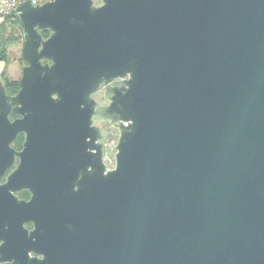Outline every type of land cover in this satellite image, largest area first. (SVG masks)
I'll return each instance as SVG.
<instances>
[{
  "label": "water",
  "instance_id": "obj_1",
  "mask_svg": "<svg viewBox=\"0 0 264 264\" xmlns=\"http://www.w3.org/2000/svg\"><path fill=\"white\" fill-rule=\"evenodd\" d=\"M99 1L16 9L0 161L24 134L11 182L33 168L55 233L24 264H264V0ZM96 118L119 132L110 170Z\"/></svg>",
  "mask_w": 264,
  "mask_h": 264
},
{
  "label": "flooded vegetation",
  "instance_id": "obj_2",
  "mask_svg": "<svg viewBox=\"0 0 264 264\" xmlns=\"http://www.w3.org/2000/svg\"><path fill=\"white\" fill-rule=\"evenodd\" d=\"M94 1L97 7L102 6L101 1ZM100 93L104 97V92ZM105 101L106 103L101 106L108 105L109 102L106 99ZM20 118L15 114L9 116L11 121ZM97 122L110 125L109 122L96 118V126H98ZM98 127L104 137V163L110 170L114 165L109 166L106 163V144L109 139L103 129ZM20 139L22 141L19 142ZM24 144L25 135H18L10 144L14 157L0 161V264H24L34 260H45L51 242L55 239V233L53 234L49 221L50 204L47 197L49 190L45 183H35L33 168L28 173L27 183L13 184L11 182L13 175L20 169L22 160L17 154L24 150ZM91 153L92 160L96 159V152ZM87 172L94 173L92 166L88 167ZM40 195H42V201L36 198Z\"/></svg>",
  "mask_w": 264,
  "mask_h": 264
},
{
  "label": "rangeland",
  "instance_id": "obj_3",
  "mask_svg": "<svg viewBox=\"0 0 264 264\" xmlns=\"http://www.w3.org/2000/svg\"><path fill=\"white\" fill-rule=\"evenodd\" d=\"M23 37L21 35V24L17 19L13 18L4 24V31L2 33V45H0V55L4 58L6 64L5 71L1 77L0 82L5 85L6 81L18 83V88L12 91H7L8 95L15 96L19 92V82L22 78L23 69L27 65L22 59ZM99 105L106 103L103 94L94 95ZM104 133L106 134V163L113 166L115 163L116 145L118 142L119 132L110 125H103L97 122Z\"/></svg>",
  "mask_w": 264,
  "mask_h": 264
},
{
  "label": "built area",
  "instance_id": "obj_4",
  "mask_svg": "<svg viewBox=\"0 0 264 264\" xmlns=\"http://www.w3.org/2000/svg\"><path fill=\"white\" fill-rule=\"evenodd\" d=\"M27 0H3L0 2V19L5 20L8 17L16 15V9ZM55 0H31L34 6H41Z\"/></svg>",
  "mask_w": 264,
  "mask_h": 264
},
{
  "label": "trees",
  "instance_id": "obj_5",
  "mask_svg": "<svg viewBox=\"0 0 264 264\" xmlns=\"http://www.w3.org/2000/svg\"><path fill=\"white\" fill-rule=\"evenodd\" d=\"M17 19V21L20 23V21L18 20L17 16H14V17H8L6 18L4 21H3V29H2V33L4 31V24L6 23V21L10 20V19ZM43 36L45 38H48L50 36V33L47 31V32H43ZM0 45H2V38H1V42H0ZM0 61L1 62H4V58L2 57V55H0ZM5 88H6V91H12L14 89H17L18 88V83H15V82H9V80L6 81V84L4 85ZM22 141L21 139L19 140V142Z\"/></svg>",
  "mask_w": 264,
  "mask_h": 264
},
{
  "label": "crops",
  "instance_id": "obj_6",
  "mask_svg": "<svg viewBox=\"0 0 264 264\" xmlns=\"http://www.w3.org/2000/svg\"><path fill=\"white\" fill-rule=\"evenodd\" d=\"M3 1V0H0V2ZM3 21L2 19H0V42H1V38H2V29H3ZM5 68H6V64L4 62H1L0 61V80H1V77L5 71Z\"/></svg>",
  "mask_w": 264,
  "mask_h": 264
}]
</instances>
